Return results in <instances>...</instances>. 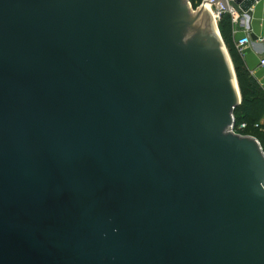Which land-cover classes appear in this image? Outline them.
<instances>
[{
  "label": "water",
  "instance_id": "1",
  "mask_svg": "<svg viewBox=\"0 0 264 264\" xmlns=\"http://www.w3.org/2000/svg\"><path fill=\"white\" fill-rule=\"evenodd\" d=\"M219 1L0 0V264H264Z\"/></svg>",
  "mask_w": 264,
  "mask_h": 264
},
{
  "label": "trees",
  "instance_id": "2",
  "mask_svg": "<svg viewBox=\"0 0 264 264\" xmlns=\"http://www.w3.org/2000/svg\"><path fill=\"white\" fill-rule=\"evenodd\" d=\"M203 2L204 0H190L194 9H197ZM220 30L232 57L242 95V103L235 110L236 133L255 137L264 149V91L250 75L242 53L236 47L231 17L221 22ZM243 125L244 128H241Z\"/></svg>",
  "mask_w": 264,
  "mask_h": 264
},
{
  "label": "crops",
  "instance_id": "3",
  "mask_svg": "<svg viewBox=\"0 0 264 264\" xmlns=\"http://www.w3.org/2000/svg\"><path fill=\"white\" fill-rule=\"evenodd\" d=\"M225 1L229 11L224 10L220 1L214 7L215 12L223 11L221 20L218 22L219 29L221 22L227 17H231L236 45L241 38L249 36L250 43L244 49L242 58L250 75L257 81L260 88L264 91V73L260 66V61L264 57V0H255L250 9V16L239 14L235 9L228 5L230 0ZM251 35H254L257 40L253 41Z\"/></svg>",
  "mask_w": 264,
  "mask_h": 264
},
{
  "label": "built area",
  "instance_id": "4",
  "mask_svg": "<svg viewBox=\"0 0 264 264\" xmlns=\"http://www.w3.org/2000/svg\"><path fill=\"white\" fill-rule=\"evenodd\" d=\"M206 1H208V0H204V2H206ZM213 9H214V8L211 7V11H212V13H213V16L215 17V19L217 20V22H219V21L221 20V16H222V14H223V11L221 10V11H218V12H213ZM249 43H250V38H249V36H245V37L241 38V39L237 42L236 47L239 49L240 53H243L244 49L249 45ZM260 66H261V69H262V71H263V73H264V57H263V58L261 59V61H260ZM241 128H244V125L241 126ZM233 132H234L235 134H237V133H236V130H235V126L233 127Z\"/></svg>",
  "mask_w": 264,
  "mask_h": 264
},
{
  "label": "rangeland",
  "instance_id": "5",
  "mask_svg": "<svg viewBox=\"0 0 264 264\" xmlns=\"http://www.w3.org/2000/svg\"><path fill=\"white\" fill-rule=\"evenodd\" d=\"M194 9V8H193ZM194 10H196V9H194ZM213 12H215V9H213ZM264 122V121H263Z\"/></svg>",
  "mask_w": 264,
  "mask_h": 264
},
{
  "label": "bare ground",
  "instance_id": "6",
  "mask_svg": "<svg viewBox=\"0 0 264 264\" xmlns=\"http://www.w3.org/2000/svg\"><path fill=\"white\" fill-rule=\"evenodd\" d=\"M207 8L210 9V6L207 5Z\"/></svg>",
  "mask_w": 264,
  "mask_h": 264
}]
</instances>
